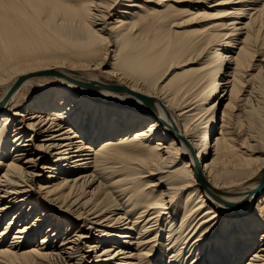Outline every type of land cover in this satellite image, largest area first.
Listing matches in <instances>:
<instances>
[{
    "label": "bare ground",
    "instance_id": "6f19581e",
    "mask_svg": "<svg viewBox=\"0 0 264 264\" xmlns=\"http://www.w3.org/2000/svg\"><path fill=\"white\" fill-rule=\"evenodd\" d=\"M153 262L264 264V0H0V264Z\"/></svg>",
    "mask_w": 264,
    "mask_h": 264
},
{
    "label": "rangeland",
    "instance_id": "374dc122",
    "mask_svg": "<svg viewBox=\"0 0 264 264\" xmlns=\"http://www.w3.org/2000/svg\"><path fill=\"white\" fill-rule=\"evenodd\" d=\"M211 1H212V2H215V0H211ZM210 4H214V3H210ZM210 12L216 14V13H218V10H214V11H210ZM259 58H261V57H259ZM223 109H224V105L221 107V109H220V111H219V115H222V113H223ZM218 122L220 123L221 120H219ZM217 127H218V126H217ZM46 174L48 175V174H50V172H47ZM47 175H46V176H47ZM46 176H45V177H46ZM39 239H40V238H39ZM133 241H134V240H133ZM117 245L119 246V243H118ZM165 259H166L165 261H167V260H168V257H166ZM155 262H156V261H155ZM153 263H154V262H153ZM154 264H155V263H154Z\"/></svg>",
    "mask_w": 264,
    "mask_h": 264
}]
</instances>
